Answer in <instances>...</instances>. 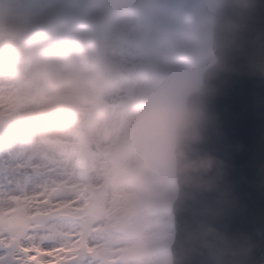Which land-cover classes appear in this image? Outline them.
Masks as SVG:
<instances>
[{"label":"rangeland","instance_id":"obj_1","mask_svg":"<svg viewBox=\"0 0 264 264\" xmlns=\"http://www.w3.org/2000/svg\"><path fill=\"white\" fill-rule=\"evenodd\" d=\"M218 2L0 0V28L57 24L0 60V118L16 122L0 137V261L22 253L20 264H171L175 126L215 61ZM198 11L201 64L191 60ZM87 20L102 22L108 64L147 69L102 80L96 94ZM50 68L61 87L48 82ZM87 135L98 147L90 168L81 159Z\"/></svg>","mask_w":264,"mask_h":264},{"label":"water","instance_id":"obj_2","mask_svg":"<svg viewBox=\"0 0 264 264\" xmlns=\"http://www.w3.org/2000/svg\"><path fill=\"white\" fill-rule=\"evenodd\" d=\"M232 15L233 13H230L228 15V19H226V22H218L216 34L219 37L221 36L222 42L220 44V49L216 50V53L219 58V63L206 72V83L201 87V90L195 94V97L197 99H200L201 97H208V108L217 105V101H220L218 92L221 89V82L224 80L227 74L233 73L232 71L235 69V67H237L238 63L241 62H244L247 65V69L244 72L252 74L251 76H248L244 73H241L240 80L246 79L245 81H247L248 79L246 78V76H248L251 79L250 82L247 81L248 83L258 81L259 93L261 96H264V73L260 75V73L257 72V67L259 65L257 63L256 73L252 71L254 67L252 66V58H255V53L257 54V52L259 51L264 54V47L259 44V42H263L262 38H264V21L262 20L258 22H249L250 18L248 16L244 20L241 17L231 19ZM230 19L231 21H228ZM90 24L98 32L99 24L96 22H90ZM54 25L55 22H51L46 27H40L38 29L31 30L33 32L32 37H39L47 27H52ZM234 44L244 45L243 57H239L238 59V57L232 54L230 57L225 59L224 56L229 52V50L233 47ZM223 58L224 64L225 62L226 64L222 67ZM261 65H263L262 69L264 70V62ZM103 70L105 71L106 75H109L108 77L112 78H117L120 75H127L125 71L117 69L107 70L105 66L103 67ZM193 103H195V101ZM193 120L195 119L191 116H186L182 118L180 124L183 125L185 122L190 124L194 122ZM11 127L12 126H10V128ZM179 153L180 148H178V155ZM195 170L197 171L195 173L196 181L194 182V185H196L199 189L206 190L209 192H221L226 197H221L225 199L223 201L217 200V202L215 203V207L217 209L231 208L237 212L241 211L242 215H247L250 209H252V212H254L260 207L263 197H259V199H249L248 196H243L241 198L235 199L236 197L234 196L238 192L232 183V173L229 175L227 173H213L209 170H205L202 167L196 168ZM239 190L242 191L243 187L239 186ZM257 202H259V205L254 206ZM249 264H260V261L258 258H255Z\"/></svg>","mask_w":264,"mask_h":264},{"label":"snow or ice","instance_id":"obj_3","mask_svg":"<svg viewBox=\"0 0 264 264\" xmlns=\"http://www.w3.org/2000/svg\"><path fill=\"white\" fill-rule=\"evenodd\" d=\"M260 224L261 225H264V217L261 218L260 220ZM260 240H261V243L264 244V231H262L260 233ZM0 251H3V249H0ZM22 258V253L21 255H18L16 256V259L15 260H11V261H0V264H20V260Z\"/></svg>","mask_w":264,"mask_h":264},{"label":"bare ground","instance_id":"obj_4","mask_svg":"<svg viewBox=\"0 0 264 264\" xmlns=\"http://www.w3.org/2000/svg\"><path fill=\"white\" fill-rule=\"evenodd\" d=\"M93 161V160H92ZM10 197H8V196H6L4 199L5 200H3L4 202H10L11 200H7V199H9ZM10 211H13V210H9L7 213H9ZM59 228V227H58ZM54 234H56V233H54ZM53 249V248H52Z\"/></svg>","mask_w":264,"mask_h":264}]
</instances>
